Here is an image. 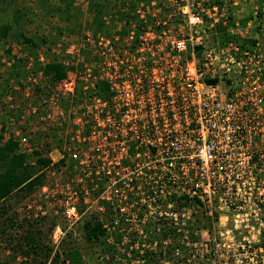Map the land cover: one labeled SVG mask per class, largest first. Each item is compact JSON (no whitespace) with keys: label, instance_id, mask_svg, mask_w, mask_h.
I'll return each mask as SVG.
<instances>
[{"label":"built area","instance_id":"2783aa9c","mask_svg":"<svg viewBox=\"0 0 264 264\" xmlns=\"http://www.w3.org/2000/svg\"><path fill=\"white\" fill-rule=\"evenodd\" d=\"M172 2L176 24H168L171 17L149 24L142 16L141 27L98 37L91 68L59 81L69 107L51 100V121L67 116L83 129L74 134L91 147L80 161L86 178L76 182L90 183L95 197L86 190L79 209L78 188L62 194L69 229H55V244L88 215L120 234L122 247L134 250L141 241L157 253L150 259L140 251L141 262L171 264L172 248L175 256L188 250V262L264 264V56L240 54L235 43L207 47L209 0ZM209 9L217 23L219 9ZM101 81L108 84L106 97L97 93ZM195 208L208 228L196 227Z\"/></svg>","mask_w":264,"mask_h":264},{"label":"rangeland","instance_id":"374dc122","mask_svg":"<svg viewBox=\"0 0 264 264\" xmlns=\"http://www.w3.org/2000/svg\"><path fill=\"white\" fill-rule=\"evenodd\" d=\"M89 1L0 0V136L4 141L14 139L19 145V153L26 155L30 165H36L39 158H54L57 161V164H51L40 172L44 182L35 187L32 193L23 194L22 197L15 195L1 205L8 212L7 215H0V264H33L35 255L25 257L19 250H14L18 243L24 244L22 239L26 235L25 230L19 226L26 220L35 223V227L42 231L41 244L52 248V254L45 264H152L151 261L141 262V258L138 259L140 251H144L145 257L157 256L156 252L149 253V248L142 247L141 241V246L134 250L122 247V236L115 231L107 232L104 227L105 237L86 241L80 227L92 219L102 222L100 218L88 215L79 223V229L68 230L60 245L57 246L53 238L58 226L69 229L60 208L62 194L69 192L68 189H72V186L78 188L81 192L79 209H84L87 197L83 193L86 190L92 199L95 196L91 192L90 183L76 182L82 176L83 179L86 178L87 168L80 161H85L91 146L80 142L77 138L79 135L74 133L83 129L75 127L69 117L51 121L56 114L50 101L59 99L60 108L65 110H68L69 101L62 100L64 95L57 90L59 81L53 82L45 73V67L56 62L67 68L69 76H78L87 67L91 68L96 57L94 50H97L100 38L111 39L118 32L125 33L133 25L143 23L142 16L149 24H153L156 19L166 21L169 17V25L177 22L172 0H148L140 3L121 0L116 5V0H111L113 7L108 9L104 17L105 25L110 31L106 34L93 28L94 14L89 11ZM67 3L70 4L71 15H77V20L70 18L67 21L63 15ZM206 5L209 8L216 5L219 9L218 22L214 23L209 18L214 11L207 7L209 14L204 26V43L207 47L223 49L230 43H235L240 54L246 51L253 54V51L260 50L264 56V0H209ZM138 10L141 12L138 13ZM119 12L126 13L127 18L120 21ZM15 16L18 19L15 20ZM5 25H11V30L6 35L2 32ZM88 33L92 35L89 41L86 37ZM21 36L35 41L39 47H31ZM43 38L47 40L46 43L41 42ZM252 40L256 41L255 45L250 43ZM88 54L90 57H87ZM58 111L60 110L57 113ZM41 118L49 119L48 124ZM89 129L90 126L84 130ZM86 131L80 133V139ZM23 137L28 139V146L21 143ZM79 150L78 158L81 159H76L75 153ZM60 159L62 160L59 161ZM195 209L197 217L204 220L205 214L200 212V208ZM109 214L106 215L108 219L112 216ZM7 219L14 220L12 228H9ZM202 234L206 235V232ZM210 237L213 239L215 235ZM102 242L106 243L108 250L106 248V251H102ZM197 250L206 253L205 248ZM183 251L185 249H180V256L173 254L174 249L171 254L167 251L171 264L179 263L181 258H185L182 264H205L199 258L195 262H188L186 257L189 251ZM120 256H123L125 262H120ZM136 257L137 262H134ZM37 259L38 264H44V257Z\"/></svg>","mask_w":264,"mask_h":264},{"label":"trees","instance_id":"16d2710c","mask_svg":"<svg viewBox=\"0 0 264 264\" xmlns=\"http://www.w3.org/2000/svg\"><path fill=\"white\" fill-rule=\"evenodd\" d=\"M121 2V0H116L115 5ZM140 3L148 0H135ZM68 2V1H67ZM70 4L67 3V7L64 10L63 15L65 16L67 21L69 19H73L74 17L71 15ZM160 6V5H159ZM113 7L111 4V0H90L88 3V8L90 13L94 14V21L92 25L94 26L96 31H103L106 34H109V27L105 25L104 17L108 12V9ZM18 19V16H15ZM78 18V17H77ZM119 20L123 21L127 18V14L123 12H119ZM77 20V19H76ZM143 23L138 24L141 27ZM113 26V25H112ZM11 30V25H5L2 28V32L6 35ZM126 32V31H125ZM124 33V32H123ZM23 40L30 44L31 47L37 48L39 44L31 39H28L24 36H21ZM42 43H46L47 40L45 38L41 39ZM253 45L256 44V41H250ZM87 57H90L89 54ZM45 73L50 76L54 81H60L68 77V70L62 64L52 63L48 64L45 67ZM77 89H83L82 81H79ZM97 93L101 96H108V84L105 81L99 82L97 85ZM81 92L77 93V98H81ZM19 145L18 143L10 138L4 141V138L0 136V215H7L8 210L5 207H1L7 200L13 198L15 195L17 197H22L23 194L32 193L35 187L43 184V175L42 170L52 164L51 159L49 158H39L37 160L36 165H30L27 163V157L24 154L19 153ZM4 206V205H3ZM199 221L196 224L197 228H207L209 226L208 219L204 216V220ZM9 228L15 225L13 219H7ZM20 229L25 230V236L23 237V243H18L17 247L14 250H19L25 257H30L31 255H35L33 260V264H38L37 258H45L44 264L49 260L52 254V248L42 245V231L35 227V223L31 221H22L20 224ZM83 230V235L85 236L86 241L91 242L92 240H99L106 236V232L103 229V223L100 221L91 220L86 222L85 226L80 227ZM79 229V228H78ZM12 236V235H11ZM11 240V239H10ZM105 241V240H104ZM26 247V248H25ZM108 250L106 247V243H101L102 251ZM72 250V248H71ZM171 250H168V253L171 254ZM160 251V249H158ZM4 264V263H2ZM6 264V263H5ZM24 264H28L25 262ZM179 264V263H175Z\"/></svg>","mask_w":264,"mask_h":264}]
</instances>
